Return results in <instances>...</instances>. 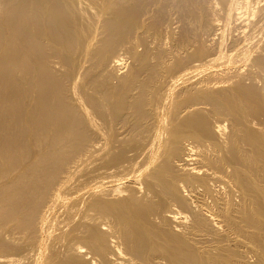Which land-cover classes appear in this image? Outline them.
I'll list each match as a JSON object with an SVG mask.
<instances>
[{
    "label": "bare ground",
    "instance_id": "bare-ground-1",
    "mask_svg": "<svg viewBox=\"0 0 264 264\" xmlns=\"http://www.w3.org/2000/svg\"><path fill=\"white\" fill-rule=\"evenodd\" d=\"M118 1L0 0V149L1 145L8 151L16 148L18 144L21 147L24 146L29 141L31 132L36 133V130H33L30 125L37 118L38 129L42 133L43 131L47 132L42 134V136H46L43 140L41 134V138L39 136L38 139L40 142L42 140L44 145L51 143L52 146L65 149L66 146L75 145L80 139V135L84 134L82 132H85L84 126L88 122L89 127L92 126L93 128L94 134L98 133L99 135L100 133L101 136L103 133L104 136L107 135L103 139L105 144L112 149L115 145L119 147L128 145V148L131 146L132 151L128 154H132L129 159L126 157L119 162L115 159L117 153H113L114 156L112 157L107 155L108 157L104 158L109 170L108 173L106 172V181L108 178L107 182L118 181L119 183L117 182L116 185L110 183L109 186L103 183L99 190H96L98 186L95 188L91 200L89 198L87 204L85 203L86 208L81 212L77 224L70 225V227L75 225L72 231L69 230L71 233L66 230L69 237L63 235V241L67 237L70 239H67L69 240L66 243L67 251L61 248V252L56 249L55 252L57 253L53 252V255L59 252L62 255L66 252V257L64 256L60 260L58 258L61 255L59 254L58 258L55 255L56 258L54 259H57V262L49 257L51 261L48 263L60 264L59 262L63 261L62 264H111L112 260H117L114 259L116 257L115 251L120 250L122 255L126 253L127 257H132V260L137 259L138 264H159L157 260L160 261V259H164L165 263L169 259L171 260L169 263L174 261L176 264H250L247 261V256H249L247 255L249 254L247 248H249L250 252L256 256L258 263L264 264V80L261 81L264 79V55L262 52L259 55L254 49L252 52L258 55H253L255 57L248 60L250 64H245L247 68H243L242 65L243 69L241 66L238 67L239 60L236 61L238 58L236 57V60L234 56L232 58L233 53L232 55L228 53L230 54L229 58L228 54L226 55L228 59L223 64L221 63L223 54L219 56L218 53V58L216 55L214 57L213 54L206 55L204 60L201 56V60H195L197 63L191 62L192 67L201 69L204 66H215V63L222 66L224 63H228L230 67L227 68V65L226 68L223 67L225 69L218 67L219 70L216 71L211 69L213 72L209 71L203 77H197V80H191L193 75L187 78V73H184L191 66L189 68L188 66L187 68L181 67V71L175 76H170L166 72L170 77L167 80L164 79L165 81H161V78L157 76L151 90L145 86L147 84H144L143 81L138 80L136 82L138 79L137 72H132L126 78L121 77L118 85L112 84L113 82L108 83L102 78L103 74L102 77H98V72H96L98 68H94L95 64L96 67H99L108 58L109 54H106L108 52H103L107 48L105 45L109 44L111 40L114 42L119 35L125 32V29L131 28L126 26L130 25V22L128 21L129 24H126L127 20L125 23L123 20L124 16H131L130 13H133L134 10V8L132 9L134 3L127 5L129 0H126L127 4L124 5L118 4ZM240 3H244L245 6L241 5L239 8H247L248 2L246 0ZM148 11L142 15L146 16L141 17L139 29L144 28L145 20L152 14L151 11ZM240 14L237 13V15ZM101 18L106 23L107 31V35L103 37L102 35L100 37L97 34L99 32H96L97 24ZM233 18L235 19V17ZM242 19L240 18V21ZM260 19L263 20L261 16ZM103 21H101L102 24ZM250 21L252 22V19ZM173 29L170 32L173 33ZM248 31L250 32V30ZM259 31L263 32L264 30ZM135 33L139 34L137 31ZM140 33L143 32L140 31ZM136 34L135 39L131 38V43L132 40L139 41L141 38L139 37L140 34ZM97 36L101 39L99 40ZM249 41L251 40L249 39ZM132 45L129 46L128 44V47L136 58L141 54ZM201 46L199 47L201 48ZM98 48L102 52H96L99 50ZM248 48L249 46H247V50ZM94 50L99 59L96 58V61H92L93 64H91L92 57H89L88 55L91 54H87V52ZM189 50L191 51V48ZM197 50L199 49L197 48ZM177 51L179 50L176 49ZM240 51L242 50L240 49ZM83 52H86V55L84 53L87 56L85 58H91L89 61L79 55H83ZM191 52L190 54L193 55L194 53ZM243 52L240 54L243 55ZM51 55L57 57L67 68L60 74L69 80V90L66 89L67 92H64H69L68 96L62 91L61 94L59 93L61 87H59L57 77L55 80L53 75L55 72L50 75L47 66L48 75L46 72L45 74L42 72L45 69L39 70L41 66L45 68L42 62L49 64L47 60L49 61V58L53 57ZM81 57L84 58L83 61ZM193 57L195 58V56ZM240 57L243 58L241 55ZM245 60L247 59L245 58ZM120 61L121 58L118 57L111 62H114L115 66H119L122 64ZM185 65L183 66L185 67ZM33 66L37 67L33 68ZM244 69H247V73L251 74V77L248 76L251 79L255 76L259 80L261 76L259 81L262 84L258 81L259 85H256L257 80L254 77L255 85L249 81L250 85L248 83L249 78L244 76L246 73ZM161 70L160 77L165 75L166 69L164 67V70L162 68ZM236 70L239 76L235 75L236 77H234ZM240 70H243L241 76L244 77V80L240 76ZM55 74L57 76V72ZM189 75L190 73H188ZM114 76L116 77V74ZM184 76L187 79H184ZM179 79H183L187 83L181 87L180 93L182 94L177 93V97H175L176 95L174 96L172 91ZM245 79H248V84ZM20 107L22 112L17 121L15 118ZM77 110L83 113L85 117L83 119L87 121L83 120L86 124L82 127L83 123L78 125L81 122L79 119L81 115ZM144 117L145 119L148 117L151 122H147V133L144 132V129V133L138 131L143 128ZM15 121L24 128L23 134L25 136L22 134V137L17 138V133H15V130L19 128L17 126H15L16 129L14 128L15 130L9 129V127L13 128ZM35 126L36 124L33 126L34 129ZM2 129H4V133H1ZM10 130L13 133H9ZM39 130L38 132H40ZM53 131L56 133H52ZM136 131L140 133H136ZM57 135L60 136V139H57ZM165 137L167 138L165 139ZM33 138L31 137L30 142ZM117 146H115V152ZM24 150L26 151V149ZM124 151L126 153V150ZM53 152L55 153V151ZM105 152L107 154L106 150ZM36 155L38 159L42 155L44 161L27 163L20 168L22 172L28 173V180L24 185L23 183L21 185L20 182L18 185V181L21 179L20 175L17 178L15 175V177H9L6 181L0 180V212L6 215L5 220H9L6 218L11 216L9 221H13L14 225L10 228L18 227L19 230V228L23 229L20 227L22 226L26 230V234H28L30 224L33 221L32 211L38 209V203L43 201L44 194L48 193L46 180L54 177V168L49 174L48 167L49 176L46 175L45 177L46 167L44 165L48 161H53V157L47 152L45 154L37 152ZM139 158H142L141 161ZM102 163L104 164V162ZM148 165L153 167L149 172H143ZM100 169L102 168L100 167ZM104 169L106 168L103 167ZM6 171L3 170L2 172L6 173ZM12 172L10 173L12 174ZM131 172L142 174L139 177L129 178ZM3 173H0V177ZM101 173H98V176ZM21 175L24 176V173ZM4 176L6 177L5 174ZM95 176L100 180L97 175ZM123 177L127 179L120 186V179ZM104 180H101L100 183ZM56 190L57 193H54V197L61 193L60 188ZM62 191L64 190L62 189ZM23 196L25 202L21 201L24 200L21 198ZM75 213L77 214V212ZM27 221H29L28 225H26ZM75 229L77 230L75 231ZM64 234L66 235L65 232ZM63 241L61 242L60 239L61 244ZM63 245L65 246V242ZM7 247L6 241L0 243L1 251ZM57 249L59 248L57 247ZM119 252L116 254L118 255ZM113 255L114 258H112ZM122 257L125 256L118 258V264L123 263ZM125 262H129V258Z\"/></svg>",
    "mask_w": 264,
    "mask_h": 264
},
{
    "label": "rangeland",
    "instance_id": "rangeland-1",
    "mask_svg": "<svg viewBox=\"0 0 264 264\" xmlns=\"http://www.w3.org/2000/svg\"><path fill=\"white\" fill-rule=\"evenodd\" d=\"M116 1H118V0H116ZM219 1H220V4H219ZM236 1H237V3H236ZM236 1L235 0H233V1L232 0H144V1L143 0H129V2H128L129 4H127L126 3L127 2L126 0H121V2L119 0L118 1V4H121V5H124V4L130 5L131 3L132 4L134 3L133 4L134 7L132 6V9L134 8V10L132 11L133 13H130L131 16H124V20H123V23H125V21L127 20V23L126 24H129V22H130V25H126V26H129L131 28L133 27V28L132 29L131 28L125 29V32L123 34L119 35L118 38L114 42L111 40L109 42V44L107 43V45H105V46H107V48H105V50L103 49L104 50L103 52H105V53L108 52L106 54H109L111 57L108 55L107 56L108 58L106 57L108 59V61L106 59V61L102 65L100 64L99 67H96V64H95V67L94 68L95 69L98 68L96 70V72H98V77L99 78L102 77V74H103L104 76L102 78L105 79L108 83L113 82L112 84L118 85V83H119L118 81L120 80L121 77H125L126 78L132 72H137V75L136 76H138V79H137V81L136 80L135 81L136 82H138V80L139 81H143L144 84L145 83L147 84L145 86H148L147 88H149V90H151L152 85L154 86V83H155L154 81H156L157 76H159L158 78H161V81H163L164 79L167 80L170 76H172V75L175 76V75L179 74V72L181 71V69H180L181 67L187 68V66H188V68H189V66H191L188 70L186 69V71L184 72V73H187V75H186L187 78H190V76L193 75V77L191 78V80L192 79L193 80H195V79L197 80V77H199V76L200 77H203V75L205 73H208L209 71H211V69L214 70V71H216V70H219L220 67L223 68L226 65H227V68L230 67V65H228V63H226V64L224 63L223 66L222 65H219V63H215V66H204V68L202 67L201 69L196 68V67H192V65H191V62L192 61H193V63L194 62L197 63V61H195V60H201L202 57H203L202 59L204 60L208 55H211V54H213V56L216 55V58H218V55L220 56L221 54H223L224 57H225V58L223 57L222 58V61H221V63L223 64V62H225V60L230 57V54L232 55V53H233L232 58L234 56L235 57L234 58L235 60L238 58L236 60L237 62H238V60H239V62H241V63L238 62L239 66L238 65L237 66L238 67L241 66V69L247 68V67H245L246 66L245 64H247V65L250 64V61H248V60H252L256 55H258V54L260 55L261 52H262V55H264V41H263L264 40V37H263L264 36V31H263L264 30V25H263V23H264V21H263L264 20V0H249V1L246 0L248 2V6H247V8L245 7V9H244V7H241L242 9L239 8L241 5L242 6H245L244 3H243V0H236ZM241 1H242L243 4L240 3ZM261 6H262V8H261ZM236 7H238V8H236ZM257 7H259V8H257ZM140 8H141V10H140ZM149 9H151V10H149ZM200 10H202V11H200ZM217 10H218V12H217ZM253 10H255L256 12H254ZM134 11H135V13H134ZM147 11L148 12L151 11L152 14L150 16H148V18L145 20V22L147 24L145 23L143 25L144 28L143 29H139L138 26H139L140 20H142L141 17L144 18L146 15L145 16H142V15L145 14V12H147ZM251 11H253V12H251ZM241 12H242V14H240ZM249 12H251V13H249ZM234 13H235V16H234ZM237 13L240 14V15H237ZM247 15H248V18H247ZM249 15H251V16H249ZM260 16L263 19L262 21L260 19ZM233 17H235V19ZM105 18H106V16H105ZM237 18H238V20H237ZM240 18L241 19L243 18L242 21H240ZM102 19L103 18H101V20H99V22L97 24V30H96V32H99L97 34L100 37H101V35H102V37L105 36V35H107L106 23H104V21ZM106 19H105V22H106ZM244 19L246 21L249 20L248 21L249 24H248V22L246 24V21ZM251 19H252V22L250 21ZM254 19H255V21H254ZM101 21H103V24L104 25L101 23ZM239 21H240V23H238ZM244 21H245V23H244ZM176 22H177V24H176ZM258 23L261 24V27H260V24H258ZM100 24H102V25L100 26ZM244 24H246V25H244ZM254 25H255V27H254ZM257 25H259V26H257ZM262 25H263V27H262ZM174 26H176V27L174 28ZM239 27L241 28V30H240ZM104 28H105V30H104ZM137 28H138L139 31L136 30ZM243 28L244 29L246 28V30H244ZM172 29L174 30L173 33L170 32ZM248 30H250V32ZM259 30H261L263 32H260ZM136 31L139 32V34H140L139 37H141V38L139 39V41H133L132 40V43H131V38L132 39L134 38V36L136 34L135 33ZM140 31L143 32V33H140ZM239 31H241V32H239ZM211 32H212V34H211ZM139 34H136V35H139ZM226 34H227V36H226ZM240 35L241 36L244 35V36L241 37ZM253 35H254V37H253ZM119 37H120V39H119ZM97 38H99V37L97 36ZM100 39L101 38H99V40ZM118 39H119V41H118ZM249 39L252 42L249 41ZM258 39H259V41H258ZM195 40H196V43H195ZM211 41H213V42H211ZM128 44H129V46H130V44L131 45L133 44L132 46L134 48L136 47L135 48L136 51L138 53H140L141 55L138 56V57H136V58H134V56L132 54V51L130 50V47H128ZM203 44H205V45H203ZM262 44H263V47H262ZM93 45L95 47V44H93ZM185 45H187V47H185ZM191 45L192 46L194 45V46L192 47ZM232 45H233V47H232ZM255 45H257V46H255ZM96 46H98V45H96ZM189 46H191V47H189ZM199 46H201V48ZM204 46H205V48L207 47L206 50H205ZM247 46H249L248 50H247ZM251 46H253V47L251 48ZM181 47H182V49H181ZM195 47H196V49H195ZM190 48H191V51L192 52L189 50ZM197 48L200 51L197 50ZM239 48L242 51H240ZM176 49L179 50V51L176 52ZM187 49H188V51H190L191 53H194V54L193 55L190 54V52H188ZM194 49H195V51H194ZM254 49H255V51L258 52V54H255V52L254 53L252 52V51H254ZM80 50H79V52H81ZM98 51L102 52V50H100V49L97 50L96 52H98ZM206 51H207V53H206ZM91 52L89 51V52H87V54L88 53L91 54V55H88V56L89 57H92V59L89 58V57H88V59L85 58V57H87V56H85L86 55V52H83V55L82 54H79V55L83 56L88 61L91 59L90 63L93 64L92 61H94V60L96 61V58L99 59V57L96 56L98 54H96L95 50L94 51H91ZM240 52H243V55L245 54V56H243L242 54H240ZM84 53H85V55H84ZM93 53L95 54L96 57L94 56ZM228 53H230V54H228ZM187 54H189V55H187ZM227 54H228V58L226 56ZM237 54H240L243 58H241L240 55H237ZM248 55H249L250 58L248 57ZM253 55H255V56H253ZM51 56H53V55H51ZM193 56H195V58ZM83 57H81L82 61L84 60ZM118 57L121 58V61L120 62H122V64H121L122 67H121L120 64H119V66L118 65L115 66L114 62H111L112 60H114V58L115 59L116 58L118 59ZM139 57H141L142 59L141 58L138 59ZM100 58H101V56H100ZM164 58H165V60L166 59L167 60L165 61ZM245 58L247 60H245ZM81 59H80V61H81ZM87 60H85V62H87ZM141 60H143V61H141ZM49 61L47 60V62L50 65L49 64H45L44 62H42V65H44L45 68L43 66H41V64H39L41 66V68H39V70L41 71L42 69L43 70L45 69V71H42L45 74V72H46V66H47V68L49 67V71H50L49 74L50 75H51L52 72H55V73L57 72V76H56L55 73L53 75L55 77V80H56V77H57V82L59 83V87H61L59 89V93L61 94V91H62L63 94H65L66 96H68L67 94L69 92L68 93H64V92H67L69 90V87H68L69 86L68 85L69 84V80L66 79V78H64V75L63 74H60V73L64 72L65 69L67 70V68H65V66L59 61V59L57 57H54V56L53 57H50L49 58ZM179 61H181L182 63H180ZM106 64H107V66H106ZM113 64H114V66H113ZM184 64H186L185 67L183 66ZM171 65H173V66H171ZM242 65H243V68H242ZM156 66H157V68H156ZM216 66H217V69H215ZM35 67H37V66H33V68H35ZM100 67L101 68L103 67V68L101 69ZM104 67H106V68H104ZM110 67H112V68H110ZM164 67L166 69L165 75L162 76V77H160V74L159 73L162 72L161 68L164 70ZM173 67H174V69H173ZM209 67H210V69H209ZM211 67H213V68H211ZM232 67H234V66H232ZM169 68H170V70H169ZM207 68H208V70H207ZM225 68H223V69H225ZM99 69H101V71H99ZM178 69H179V71H178ZM204 69H205V72H204ZM151 70H152V72H151ZM245 70H246V73H247V69H244V72H245ZM242 71L243 70H240V76H241V72ZM99 72H100V74H99ZM166 72H168V74L170 76ZM197 72L201 73V75H199V73H197ZM211 72H213V71H211ZM235 72H236V74L234 73V71L232 72V75L234 73V75H233L234 77H236L238 75L237 74V70ZM46 73L48 75V69H47V72ZM114 73L116 74V77L118 79L114 76L115 75ZM188 73H190L189 76H188ZM246 73H244V76H246L245 78H249V80L247 79L248 80V83L251 85V83L249 82V81H251L253 83V85H255V82H254L255 79L253 80V78L255 76H253V78L251 79L250 78L251 77V74H248V73L246 74ZM108 74H110V75L108 76ZM249 75H250V77H248ZM113 76H114V78H113ZM186 76H184L185 77L184 79H187ZM153 78H155V79H153ZM241 78H243V80H244V77L243 76H241ZM260 78H261V76H260ZM260 78H259V80H260ZM58 79H59V81H58ZM149 79H150V81H149ZM247 80H246V83H247ZM256 80H257V78H256ZM259 80H257L256 85L259 82H260V84H262L261 81H263L264 79H262L261 81H259ZM65 81H67V82H65ZM184 81L185 80H183V79L182 80L179 79V80L176 81L175 87L173 88V91H172L173 92V95L174 96L176 95L175 97H177V93L182 94V93H180V91L182 89L181 87L184 86V83H187V82H184ZM247 84H245V85H247ZM66 89H67V91H66ZM66 96H65V98H66ZM21 109L22 108L20 107L17 110V111H19L18 112V115L16 116L17 119L15 118V120H17V121H18V119H19V117L21 115V112H22ZM77 112H79V111L77 110ZM79 114L81 115V117L79 116ZM79 114H78V116H79V119H80L81 122L78 124V121H77V124L78 125H81L83 123L81 125V127H82V126H84L86 124V123L84 124V121H83V120H85V119H83L85 117L83 116V113L81 111L79 112ZM147 119H148V117L146 119H145V117L143 118V128H141V129L138 130V131H141V133H144V132L147 133L146 132V128L148 126V123L147 122H150L149 119L148 120ZM37 120H38L37 118L34 120V122L31 120L32 121V124L30 123L31 124L30 127L33 128V130H36L35 131L36 132L35 134H34L33 131L31 132L32 133L31 134V137L32 138L34 137L31 140V142H30V139H31V137H30L29 138V141H27L24 144V146L21 147L19 144L16 145V148L14 147V149H16L15 151H14V149H9V151H8L7 148L4 149L3 148L4 146L2 147V145H1V149H3V150L0 149V155L1 154H3V155L0 156V158H1V160H0V170H1L0 173H3L2 172L3 170H4V172L6 170L7 171H6V173H3L2 174V176L0 177V180L1 181H6V180L9 179V177H12V176L15 175L16 178H17V176L20 175L21 179L18 181V185H20L19 182L21 183V185H22V183L24 185L25 182H26V180H28V177H27L28 173L26 172L27 173L26 174L25 172H22L20 168H21L22 165L27 164V163H33L34 161L35 162L44 161V159H42V155H40V158L39 159L36 158L37 157V155H36L37 152H41V153H44V154L47 152V153H49L50 156L53 157V161L54 162L53 161H48V163H45L44 164L45 167H46L45 177H46V175L49 176V174L51 173L52 169L54 168L53 171H54V177L56 178V180H55L54 177H52L50 180H46L49 196H47L48 193L46 192L47 195L44 194V196H45L44 198L45 199L42 198L43 201L41 200V202L38 203V206H37L38 209H36V211L35 210L32 211L33 221L30 224V230H28V234H26V232H25L26 230L22 226H20V227L23 228L24 230L23 229H20V228L18 230V227L17 228H15V227H11L10 228V226L14 225V223H12L13 221L12 222L9 221V220H11L10 219L11 216L10 215H9V217L7 216L6 219H9V220H5L6 215H4L3 212H0V243L1 242H4L5 243V241H6V245L8 244V247L5 250H2V251L0 250V258H1L0 260H2V257H3V260L5 259L4 261L3 260L0 261V264H26V263L27 264H42V263L43 264H49L50 263L49 261H51L52 259L56 258L55 255H57V258L61 255V253H60L62 251L61 248H64L63 250L67 251L66 250L67 249L66 248L67 247L66 246L67 245L66 243L69 242L70 239L68 238L69 235L67 234L66 230H68V233H69L75 227V225L77 224V221H79V219H80L81 212L84 211L85 208H86V204H87L89 198L91 200L92 193L95 191V188H97V186H98V188L96 190H99V188L102 187L103 183H104V185L109 186L110 183H111V185L112 184H115L116 185V183L118 182V181H116V182H107L109 180L108 178H107V181H106V177L105 176L107 175V173L109 171L107 169V165H106L107 163L105 162V159L108 157L107 155H109L110 157H112V156H114L113 153H117L115 159L118 162L119 161H122V159L124 160V158H126V157H128V159H129L130 156L132 155V154L128 155L129 153H132V151L130 149L131 146H129V148H128V145H126L127 148H126V146L125 147L124 146L119 147V146L115 145V146L118 147V148L116 147V152H115V146H114V149H112L110 146H108V145L105 144V141H104L103 138L105 136H107V135L104 136L103 133H101V136H100V133H99V135H98V133L94 134L93 133L92 126L89 127L90 124H88V122L86 120H85V122H87V125L84 126V131L85 132H82L84 134L83 135H80V139L76 142L75 145H73V146H71V145L70 146H66V149L67 150L65 148H61L59 146H54V145L52 146V145H50L51 143L49 145H48V143H46V145H44V142L42 140L46 136L45 135L42 136V134L43 133H47V132L43 131V133H42V131H40L38 129V126L37 125L39 123H37ZM15 124H17V125H15ZM35 124H36L37 127L35 126V129H34L33 126ZM145 124H146V126H145ZM15 126H17L19 128L16 129ZM86 126H87V128H86ZM9 129H14L15 130V133H17V138L18 137H22V134L24 133V128L21 127L19 123H16V121L14 122L13 128L12 127H9ZM143 129L145 130L144 132H143ZM38 130L40 132H38ZM17 131L19 132V134H18ZM138 131H136V133H140ZM2 132L4 133V129H2L1 133ZM9 133H13L12 130H10ZM52 133H56V132L53 131ZM40 134L43 137L42 140H41V142L38 141ZM86 134L88 136L85 137L84 135H86ZM41 136H40V138H41ZM83 136H84V138H83ZM56 137H58L57 139H60L59 138L60 137L59 135H57ZM99 137L100 138L102 137V138L100 139ZM167 137H165V139ZM82 139H84V140H82ZM32 141H33V143H32ZM84 141H85V143L87 142V144H85ZM27 143L29 144V146H28ZM103 143H104V145H103ZM21 144L23 145V143H21ZM26 144H27V146H26ZM31 144H33V145H31ZM35 144H36V146H38L37 149H36V146H34ZM87 145H88V147H87ZM45 146L47 147L48 150L46 149ZM93 147H94V149H93ZM60 148H61V150H60ZM24 149H26V151ZM83 149H85V150H83ZM101 149H102V152H101ZM128 149H129L130 152L128 151ZM4 150L6 151V153H5ZM29 150H30V152H29ZM105 150L107 151V154H105L106 153ZM109 150H110V152L112 151V154L111 155H110V152H108ZM124 150H126V153H125ZM1 151H2V153H1ZM27 151H28V153H27ZM53 151H55V153ZM84 151H85V153H84ZM123 151H124V153H123ZM65 152H67V153H65ZM30 154H31V156H30ZM119 154L122 157H120ZM10 155H12V156H10ZM96 155H97V157H96ZM102 155H103V157H102ZM27 156H28V158H26ZM117 156L120 157L119 160H118V157ZM56 157H58V158L60 157V158L58 159ZM61 158H62V160H60ZM13 159H14V161H13ZM141 159L142 158H139V161H141ZM85 160H86V163H85ZM102 162H104V164ZM51 163H52V167L50 168ZM47 167L50 170L49 174H48ZM100 167L102 169H100ZM103 167H105L106 169L103 170ZM149 167H150V165H148L147 168H146L147 170L145 169L143 172H146V173L149 172L150 169H151V167H153V166L151 165V167L150 168ZM5 168H6V170H5ZM105 170H107V171H105ZM58 171H60V172H58ZM10 172H12V174ZM22 173H24V176L21 175ZM34 173H36V172H34ZM98 173H101V174H99L100 177L98 176ZM131 173L129 174L130 176L127 175V176H129V178H131V177L133 178L134 176L139 177L142 174V173H139V172H136V173L135 172L134 173L131 172ZM4 174L6 175V177L4 176ZM92 174L94 175V177H93ZM7 175H8V177H7ZM95 175H97L100 180H98ZM23 179H25V180H23ZM125 179H127V178H125ZM125 179H124V177H123V179H120L121 180V182L119 184L120 186H121V184H123V181ZM101 180L102 181L104 180V182H101L100 183ZM96 181H97V183H96ZM106 182H107V184H106ZM98 183H100V184H98ZM63 186H64V188H63ZM74 187H75V189H74ZM59 188H60L59 191H61V193L58 196L56 195V197H54V193L55 194L57 193V190L56 189H59ZM62 189L64 191H62ZM73 189H74V191H73ZM50 195H51V197H50ZM21 198L24 199V200H21V201H24L25 202L24 196L21 197ZM44 201H45V203H44ZM77 201H78V203H77ZM67 206H68L69 209L67 208ZM74 208H75V210H74ZM75 212H77V214ZM37 215H39V216H37ZM68 217H69V219H67ZM35 220H37V221H35ZM27 223H29V221L26 222V225H28ZM35 224H36V226H34ZM72 224H75V225H73V227H70V225L72 226ZM31 228H33L34 230H32ZM31 230H32V233L33 234L30 233ZM76 230L77 229H75V231ZM63 231L66 233V235L64 234ZM4 232H5V234H4ZM7 233H8V236H7ZM29 233L31 234V236H30ZM63 235L64 236H68L67 239H69V240H67L65 238V240H67V241H65V240L63 241V239H64ZM13 237H14V239H13ZM59 237H62V238H60L61 239V242L63 241L62 244L60 243ZM64 242H65V246L63 245ZM59 244H61L62 247H61V245L59 246ZM68 245H69V243H68ZM32 247H34V248H32ZM57 247L60 250L57 249ZM7 249H9V250L7 251ZM16 249H18V250H16ZM55 249L58 250V251H60V252L58 254H55V253H57V252H55ZM247 250H248L247 253H249V254H247V255H249V256H247L248 257L247 258V261L250 264H252V263L253 264H257L258 261L256 259V256L254 255V253H251L250 252L251 250L249 248H247ZM31 251H32V253H31ZM119 251L120 250H118V252ZM53 252H55L54 253L55 255H53ZM115 252L118 253L117 251H115ZM116 253H114L116 257L113 255L112 258L115 257L114 259H117L118 261H119V259H118L119 257L121 258V256H123V255L126 257V259H125V257H122L123 259H121V260H123V263H120V264H124V263L125 264H129L131 262H132V264H134V263H137L138 264L137 259L135 261L132 260V257L131 256L127 257V254L126 253L123 252L124 253L123 255H122V252H119L118 255ZM65 254H66V252L61 255L62 257L60 256L58 259L62 260V258H64V256H65ZM51 256H52V258H51ZM49 257H50L51 260H49ZM128 258H129V262H125V261H128ZM130 259H131V262H130ZM117 260L116 261L112 260V263L111 264L116 263V262H117L116 264H118V261ZM121 260H120V262H121ZM55 261L57 262V259ZM160 261L162 262V264H176V262L174 263V261L172 263H169L171 261L169 259H168V262L167 263L164 262V259L163 260L160 259ZM160 261L157 260V262H159V264H161ZM251 261H253V262H251ZM255 261H257V262H255ZM59 263L62 264L63 261H61ZM258 264H262V263L259 262Z\"/></svg>",
    "mask_w": 264,
    "mask_h": 264
}]
</instances>
